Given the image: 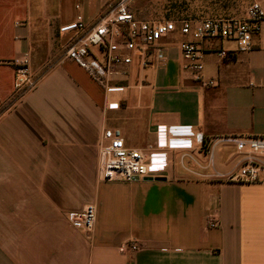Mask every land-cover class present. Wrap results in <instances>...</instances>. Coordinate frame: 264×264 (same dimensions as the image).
<instances>
[{
	"label": "crops",
	"instance_id": "obj_1",
	"mask_svg": "<svg viewBox=\"0 0 264 264\" xmlns=\"http://www.w3.org/2000/svg\"><path fill=\"white\" fill-rule=\"evenodd\" d=\"M68 3L0 0V264H264V172L253 183L217 177L234 174L241 159L218 139L264 137V37L249 51L200 42L196 80L179 49L190 38L175 32L149 47L145 67L134 57L107 91L63 56L10 103L12 62L28 53L31 64L37 16H47L48 40L58 29L59 49L76 37L59 33L80 15ZM168 127L202 143L168 147ZM106 129L129 148L153 146L152 161L168 165L164 176L102 182ZM87 205L95 208L90 239L65 218ZM129 242L143 246L132 252Z\"/></svg>",
	"mask_w": 264,
	"mask_h": 264
},
{
	"label": "built area",
	"instance_id": "obj_2",
	"mask_svg": "<svg viewBox=\"0 0 264 264\" xmlns=\"http://www.w3.org/2000/svg\"><path fill=\"white\" fill-rule=\"evenodd\" d=\"M134 1L114 0L94 23L86 25L82 16L77 15L73 23L59 28L61 34H76L65 48V58L83 69L104 91L112 86L115 78L125 74L123 69L133 62L134 57L139 59L142 68L145 67L149 47L175 32L190 38L180 42L179 49L186 62L185 69L196 80H200L199 74L203 69L200 42L207 39L228 40L234 42L239 51H249L255 36L264 37V9L258 1L250 3L242 17L158 22L136 19L131 9ZM79 9L76 5L75 10ZM220 55L225 57L226 52H220ZM12 63L14 92H29L36 84L30 78L29 54L23 53ZM194 140L202 143L198 134L185 132L183 127L166 129L168 147L190 145ZM217 141L232 145L241 156L234 174L227 177L218 175V178L245 183L260 180V174L264 172V137H225ZM153 149V146L129 148L118 130H104L98 153L99 179L102 182H131L134 179L162 178L168 165L152 161ZM65 218L74 229L81 231L87 239L91 238L95 224V208L92 205L85 206L80 213H68ZM216 224L215 219L210 218L208 227L214 229ZM142 246L138 242L126 244L132 252Z\"/></svg>",
	"mask_w": 264,
	"mask_h": 264
},
{
	"label": "rangeland",
	"instance_id": "obj_3",
	"mask_svg": "<svg viewBox=\"0 0 264 264\" xmlns=\"http://www.w3.org/2000/svg\"><path fill=\"white\" fill-rule=\"evenodd\" d=\"M104 1L105 3H110L112 0H68V10L69 5L73 11H75V5H79L78 14L83 17L85 22H89L92 20V16L99 12V6ZM253 1L260 0H135L131 9L137 19L146 21L202 20L206 18L242 17L247 6ZM261 1H263L264 5V0ZM104 9L105 7L100 12L104 11ZM46 18L47 16L44 19V15L37 16L39 26H36L38 32L34 39L36 53L34 55L33 52L31 53L32 60L30 64V78L32 82H35L55 60L65 56L66 47L63 50L56 47V45H60H58V29L55 33L53 32L54 42L52 43V50L49 48L48 41L52 42L53 39L48 40L49 32L43 30V22ZM35 69L40 71L35 73ZM23 95H25V92H14L9 102L12 103ZM219 150H222V148L217 147L215 151Z\"/></svg>",
	"mask_w": 264,
	"mask_h": 264
},
{
	"label": "water",
	"instance_id": "obj_4",
	"mask_svg": "<svg viewBox=\"0 0 264 264\" xmlns=\"http://www.w3.org/2000/svg\"><path fill=\"white\" fill-rule=\"evenodd\" d=\"M161 178H157V179H151V178H145L143 179V181H156V180H160ZM134 180H137V179H134Z\"/></svg>",
	"mask_w": 264,
	"mask_h": 264
},
{
	"label": "trees",
	"instance_id": "obj_5",
	"mask_svg": "<svg viewBox=\"0 0 264 264\" xmlns=\"http://www.w3.org/2000/svg\"><path fill=\"white\" fill-rule=\"evenodd\" d=\"M134 17H135V15H134ZM136 18V17H135ZM137 19V18H136Z\"/></svg>",
	"mask_w": 264,
	"mask_h": 264
}]
</instances>
